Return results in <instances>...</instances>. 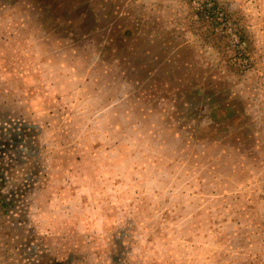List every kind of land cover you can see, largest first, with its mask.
I'll list each match as a JSON object with an SVG mask.
<instances>
[{"label":"rangeland","instance_id":"1","mask_svg":"<svg viewBox=\"0 0 264 264\" xmlns=\"http://www.w3.org/2000/svg\"><path fill=\"white\" fill-rule=\"evenodd\" d=\"M0 264H264V0H0Z\"/></svg>","mask_w":264,"mask_h":264}]
</instances>
